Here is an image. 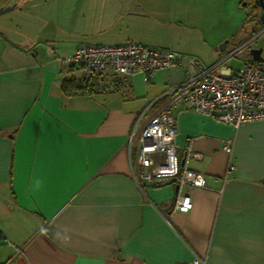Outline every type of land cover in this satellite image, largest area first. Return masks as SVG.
<instances>
[{
	"label": "crops",
	"instance_id": "0c3cea01",
	"mask_svg": "<svg viewBox=\"0 0 264 264\" xmlns=\"http://www.w3.org/2000/svg\"><path fill=\"white\" fill-rule=\"evenodd\" d=\"M36 8V41L0 33V264H264V120L233 129L177 108L178 159L207 189L137 183V143L130 155L128 139L183 81L184 64L113 92L67 95L62 82L81 74L58 60L80 45L129 42L185 55L166 40L168 18L67 12L62 38L58 12ZM251 13L257 26L256 7ZM223 140L232 141L231 155ZM186 148L202 160L186 163ZM178 195L190 199L189 212L174 210Z\"/></svg>",
	"mask_w": 264,
	"mask_h": 264
},
{
	"label": "built area",
	"instance_id": "2783aa9c",
	"mask_svg": "<svg viewBox=\"0 0 264 264\" xmlns=\"http://www.w3.org/2000/svg\"><path fill=\"white\" fill-rule=\"evenodd\" d=\"M252 41L250 39L229 49L225 56L211 66H205L196 58L178 52L150 49L133 42L80 45L73 53L58 61L64 67L78 69L81 74L79 83L92 93L113 92L121 85L128 88L130 80L137 75L151 78L156 71L179 68L184 64L183 81L168 91L169 98L153 113L137 138L134 132L129 137V152L134 139L137 143L135 165L130 159V167L137 183L159 184L169 181L179 188L189 186L205 190L207 187L202 174L189 171L185 165L180 166L174 144L177 128L173 112L185 107L233 129L245 123L264 120V65L247 59L238 70L228 67V61L237 58ZM232 148L231 140L222 141L225 153L231 155ZM202 158L201 154L186 148V163L201 161ZM235 170L234 164L229 163L227 171ZM191 209L190 199L178 195L174 210L187 213ZM186 264H207V261L195 257Z\"/></svg>",
	"mask_w": 264,
	"mask_h": 264
},
{
	"label": "rangeland",
	"instance_id": "374dc122",
	"mask_svg": "<svg viewBox=\"0 0 264 264\" xmlns=\"http://www.w3.org/2000/svg\"><path fill=\"white\" fill-rule=\"evenodd\" d=\"M25 1L0 0V10L11 8L0 15V33L6 39L23 45L38 39L37 30H34L38 27L31 23L35 4L38 6L36 12L40 8L55 14L58 12L61 25L63 23L59 31L62 38L67 36L62 18L67 12H147L168 18L166 40L178 44L183 54L197 58L205 66L213 65L229 49L250 39L253 41L249 47L228 61L229 69L241 68L243 62L250 58V49L261 48L264 59V32L260 33L264 24L258 19L257 26L252 25V0H37L26 4L25 12H18L23 9ZM256 11L259 12L257 8ZM66 29L71 32L68 27ZM72 40L79 42L77 38ZM223 43H226V49L220 51Z\"/></svg>",
	"mask_w": 264,
	"mask_h": 264
},
{
	"label": "water",
	"instance_id": "95a60500",
	"mask_svg": "<svg viewBox=\"0 0 264 264\" xmlns=\"http://www.w3.org/2000/svg\"><path fill=\"white\" fill-rule=\"evenodd\" d=\"M244 6V5H243ZM254 6L260 8L259 10V21L260 23L264 24V0H254ZM11 8L2 9L0 10V15L10 11ZM220 51H224L226 49V43H223L219 47ZM262 49H250L249 50V56L252 60L257 61L260 65H264V59L261 56ZM180 166H183V161L180 162ZM177 187H175V190L177 191Z\"/></svg>",
	"mask_w": 264,
	"mask_h": 264
},
{
	"label": "trees",
	"instance_id": "16d2710c",
	"mask_svg": "<svg viewBox=\"0 0 264 264\" xmlns=\"http://www.w3.org/2000/svg\"><path fill=\"white\" fill-rule=\"evenodd\" d=\"M62 91L69 95L78 91L85 90L86 87L81 85L78 81L74 80L73 78H68L62 82Z\"/></svg>",
	"mask_w": 264,
	"mask_h": 264
},
{
	"label": "flooded vegetation",
	"instance_id": "af4514ba",
	"mask_svg": "<svg viewBox=\"0 0 264 264\" xmlns=\"http://www.w3.org/2000/svg\"><path fill=\"white\" fill-rule=\"evenodd\" d=\"M250 6H252V7H254V8L256 7V6H254V0H252ZM256 8H257L258 10H260V8H258V7H256ZM256 17H257V19H255V21H256L257 23H259V22H258V19H259V18H258V17H259V12H258V14H257ZM256 17H255V18H256ZM253 20H254V19H253Z\"/></svg>",
	"mask_w": 264,
	"mask_h": 264
}]
</instances>
